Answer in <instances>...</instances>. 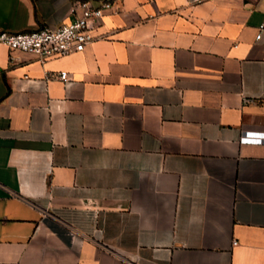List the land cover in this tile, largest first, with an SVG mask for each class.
Masks as SVG:
<instances>
[{"label":"crops","instance_id":"crops-1","mask_svg":"<svg viewBox=\"0 0 264 264\" xmlns=\"http://www.w3.org/2000/svg\"><path fill=\"white\" fill-rule=\"evenodd\" d=\"M74 1L0 0V31ZM90 1L81 52L0 44V264H264V0Z\"/></svg>","mask_w":264,"mask_h":264},{"label":"built area","instance_id":"built-area-1","mask_svg":"<svg viewBox=\"0 0 264 264\" xmlns=\"http://www.w3.org/2000/svg\"><path fill=\"white\" fill-rule=\"evenodd\" d=\"M111 8L110 2H102L94 6L90 0H75L71 9L73 15L71 21L27 32L0 31V44L9 49L33 53L40 59L64 57L74 52H81L94 41L92 31L102 23L104 12ZM260 31L256 39L260 38ZM57 78L64 84L70 81L67 71H60ZM263 137L261 132L245 131L241 141L261 142ZM236 243V241L232 242L233 245Z\"/></svg>","mask_w":264,"mask_h":264}]
</instances>
